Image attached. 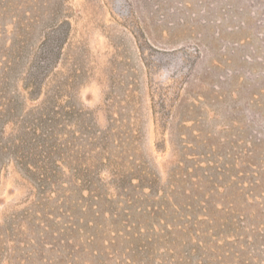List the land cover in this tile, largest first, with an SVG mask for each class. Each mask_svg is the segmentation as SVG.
Wrapping results in <instances>:
<instances>
[{"label": "rangeland", "instance_id": "obj_1", "mask_svg": "<svg viewBox=\"0 0 264 264\" xmlns=\"http://www.w3.org/2000/svg\"><path fill=\"white\" fill-rule=\"evenodd\" d=\"M1 89L4 140L107 136L182 198L232 183L213 198L241 196L264 222L245 194L253 177L264 191V0H0ZM9 157L0 224L29 190Z\"/></svg>", "mask_w": 264, "mask_h": 264}, {"label": "trees", "instance_id": "obj_2", "mask_svg": "<svg viewBox=\"0 0 264 264\" xmlns=\"http://www.w3.org/2000/svg\"><path fill=\"white\" fill-rule=\"evenodd\" d=\"M4 99L1 89L0 174L14 153L29 190L25 205L0 224V264H264L242 251L264 249L250 235L264 236L255 210L242 208L238 195L213 198L232 183L212 178L207 198L193 189L182 198L179 184L161 186L146 162L107 136L81 138L78 150L58 144L53 129L42 139L4 140L11 108ZM260 182L251 178L245 194L264 202V191L255 192Z\"/></svg>", "mask_w": 264, "mask_h": 264}]
</instances>
